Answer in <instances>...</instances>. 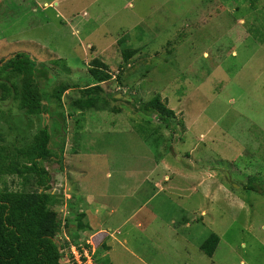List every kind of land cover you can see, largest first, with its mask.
<instances>
[{
  "label": "rangeland",
  "instance_id": "rangeland-1",
  "mask_svg": "<svg viewBox=\"0 0 264 264\" xmlns=\"http://www.w3.org/2000/svg\"><path fill=\"white\" fill-rule=\"evenodd\" d=\"M159 1L88 22L79 0H0V147L14 154L49 127L60 162L43 165L61 250L84 248L93 264H264V0ZM129 47L136 54L125 61ZM21 52L32 64L12 69ZM95 66L111 79L95 81ZM38 70L50 112L27 115L8 94L30 87ZM62 83L73 88L60 107L50 93ZM96 84L118 111L74 109ZM155 97L174 111L171 129L136 108ZM149 161L154 180L167 174L162 192L129 177ZM27 177L1 176L0 190L37 191ZM132 186L141 187L134 198ZM85 194L110 212L119 204L101 226L105 246L78 230ZM142 205L157 218L139 227L127 216ZM212 233L220 241L208 257L200 246Z\"/></svg>",
  "mask_w": 264,
  "mask_h": 264
},
{
  "label": "trees",
  "instance_id": "trees-1",
  "mask_svg": "<svg viewBox=\"0 0 264 264\" xmlns=\"http://www.w3.org/2000/svg\"><path fill=\"white\" fill-rule=\"evenodd\" d=\"M121 40L125 41L122 38L119 42ZM135 54L136 50L132 47L123 49L125 61ZM31 61L28 53L21 52L11 59L8 66L14 69V67L32 64ZM43 73L45 74L38 70L36 74H31L32 85L30 87L8 94L14 101L19 102L22 111L27 115L38 116L50 112V107L45 104V101L49 100L48 95L39 87L37 79ZM90 73L98 83L111 79L109 73L98 69L97 66L90 68ZM71 88L73 86L62 83L53 88L50 93L60 107H63L62 100L65 93ZM103 90L99 84L83 88L80 97L73 102L74 109L80 112L109 109L113 112L118 111L116 108H109V103L103 102L106 99L102 97ZM2 94L3 97H6L4 92ZM136 108L145 114L158 115L166 128L171 129L174 126V111L167 104L161 102L159 97L152 98ZM51 135L49 127L45 126L34 135L29 146L19 149L14 154H9L0 147V177L16 175L26 180L27 176H33L38 187V190L33 192L14 191L6 188L0 190V264H63L62 258L66 250H71L74 246L68 244L67 248L63 245L61 250L57 241L61 230L58 214L54 207L58 201L47 192L50 189L49 184L52 178L43 165L44 162L55 160L60 162V157L56 156L49 148ZM246 188H251V182L247 184ZM85 216L84 212H80L76 216L79 231L84 232L90 229L83 221ZM219 241V236L212 233L200 248L208 257H212ZM79 250L82 251V249Z\"/></svg>",
  "mask_w": 264,
  "mask_h": 264
},
{
  "label": "crops",
  "instance_id": "crops-1",
  "mask_svg": "<svg viewBox=\"0 0 264 264\" xmlns=\"http://www.w3.org/2000/svg\"><path fill=\"white\" fill-rule=\"evenodd\" d=\"M157 1L159 3H162L159 0ZM78 4L80 7H83V9H87L90 11L92 18H89L88 22H90L91 20H94L95 22H101L104 19L103 16L101 15L102 13L106 15L107 17H114L115 15H117L120 8H123V9L130 8L131 10H133L134 8H138L139 5H144L142 3V0H79ZM160 5L157 4L156 7ZM162 162L164 165L166 164V160L163 159ZM150 163L151 162L149 161V164H148L149 166H147L144 163L143 168H139V170L131 171L129 177L131 176L132 182H137L139 179H141L143 182L141 187L143 185H147L149 187H153L158 192H162L160 189H158L159 188L158 184H160L161 187L163 183L165 184L166 182L165 177H167V174L163 173L164 177L162 179L159 176H157L156 180H154L152 177L153 175L152 172L153 170H156V169H154V166L150 168L151 166ZM128 179L125 184L126 187L129 182ZM126 187H124L125 190H127ZM141 187H139V189L136 190L132 186L131 191H130V194L132 196H129V197L134 198V196L141 189ZM84 196H87L88 198L85 200L83 199V201L87 202L88 206H90L89 207L90 209H88L87 212H84L86 214L84 218V223L87 224L90 227V229L88 231H84L83 233L89 232L92 235L89 237V239H87V242L91 240V237L96 238L97 236H99V238L102 239L103 245L105 246L107 244L106 241L108 238L105 237L106 236V232H104L105 229L101 228V226L105 222V218L107 217L109 213H112L114 210H118L116 208L119 204L115 202V206L111 207L112 210L110 212L109 211L110 205L107 203L106 204L101 203L99 201L100 196L96 197V195L91 196L89 194H85ZM122 197H125V196H122ZM127 218H128L127 220H131V221L137 220L135 223L137 224V226L140 227L142 225L141 223L142 220H147V221L152 222L154 221L155 218H157V214L154 213L151 209L146 208L145 205H142L133 214L131 213L130 215H128ZM188 227H191V225L188 224ZM159 233L160 232L158 230V231H155L152 235L153 236L159 235ZM152 235H148V236H152Z\"/></svg>",
  "mask_w": 264,
  "mask_h": 264
},
{
  "label": "built area",
  "instance_id": "built-area-1",
  "mask_svg": "<svg viewBox=\"0 0 264 264\" xmlns=\"http://www.w3.org/2000/svg\"><path fill=\"white\" fill-rule=\"evenodd\" d=\"M72 250H73V253H72ZM71 253H72V257H71V260H69V264H93L92 259H94L95 255L92 254V257H91L88 251L85 250L84 248L82 249V251H80L77 247L73 246L71 249Z\"/></svg>",
  "mask_w": 264,
  "mask_h": 264
},
{
  "label": "water",
  "instance_id": "water-1",
  "mask_svg": "<svg viewBox=\"0 0 264 264\" xmlns=\"http://www.w3.org/2000/svg\"><path fill=\"white\" fill-rule=\"evenodd\" d=\"M118 97H122V94H119Z\"/></svg>",
  "mask_w": 264,
  "mask_h": 264
},
{
  "label": "clouds",
  "instance_id": "clouds-1",
  "mask_svg": "<svg viewBox=\"0 0 264 264\" xmlns=\"http://www.w3.org/2000/svg\"><path fill=\"white\" fill-rule=\"evenodd\" d=\"M75 246V245H74ZM76 247V246H75ZM71 251V250H70Z\"/></svg>",
  "mask_w": 264,
  "mask_h": 264
}]
</instances>
